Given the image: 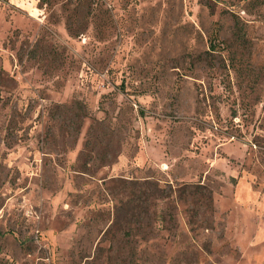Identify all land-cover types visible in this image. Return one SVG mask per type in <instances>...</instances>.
<instances>
[{
	"label": "rangeland",
	"instance_id": "374dc122",
	"mask_svg": "<svg viewBox=\"0 0 264 264\" xmlns=\"http://www.w3.org/2000/svg\"><path fill=\"white\" fill-rule=\"evenodd\" d=\"M0 264H264V0H0Z\"/></svg>",
	"mask_w": 264,
	"mask_h": 264
}]
</instances>
